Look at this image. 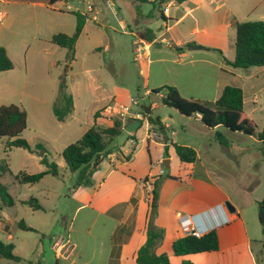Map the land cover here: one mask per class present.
<instances>
[{
	"label": "crops",
	"instance_id": "obj_1",
	"mask_svg": "<svg viewBox=\"0 0 264 264\" xmlns=\"http://www.w3.org/2000/svg\"><path fill=\"white\" fill-rule=\"evenodd\" d=\"M59 1L61 0L55 2ZM103 1L110 6L114 5L111 0H102L101 3ZM121 1L123 3H121L118 27L121 28L122 35L130 37L132 51L142 67L151 66V56L154 53L166 57L156 58L155 61L171 62L181 68L180 73H186L196 66L210 67L218 71L215 76H208L213 79V89L208 98L194 94L185 96L177 84L167 86L165 82H155L153 90L160 89L159 87H173L185 99L213 104L225 86H234L243 92L244 112L246 108H249L251 112L256 110L261 90L257 89V85L251 80L257 76V72H252L251 68L234 69L224 63V59L229 62L234 59L233 22L246 21L255 10H258L260 15L259 21L264 22V0H164L160 9L163 12L164 8L168 7V12L162 13L163 18H161L162 27L165 30L158 35L148 24L149 15H142L140 5L135 0ZM55 2L50 1V4H47L28 1L27 4L43 7L52 14H62L58 8H55ZM0 3L6 4L8 0H0ZM75 11L78 12V10ZM94 11L93 6H87L88 14ZM80 15L84 16L85 22L75 44L73 61L77 56L82 38L93 35L95 30L92 25H89L95 17L89 19L84 12ZM49 19L55 24L52 17ZM73 32L63 33L70 36ZM54 34L48 36L47 40L49 41ZM189 46H199L201 49L189 51ZM227 47L233 49V56L229 59L224 56ZM154 48L158 50L154 52ZM138 49H143L140 57L137 56ZM106 50L108 51L107 48L104 49ZM6 53L9 57L7 50ZM53 66L56 64L53 63ZM223 79H231L230 84H222ZM110 83L117 96L95 98L90 112L92 126L107 128L112 124L111 117L116 115L114 111L121 110V107L128 108V114L123 116L125 120L122 131L127 135L126 144L117 146L116 151L101 163L99 169L93 174L92 187L79 188L70 192V198L73 200L72 209L65 218L69 222L64 223V236H56L49 244L52 258L42 259L37 253L27 259L24 256H15L21 259L20 262L26 261L28 264H135L136 252L145 242L150 212L149 192L143 182L150 177L159 176L160 166L167 160L168 169L164 168L163 179L160 180L157 213L153 220L154 225L163 230L164 236L155 253L158 255L165 253L169 264H256L252 251L254 240L246 229L242 216L243 209L233 204L234 212L229 213L224 202L228 198H225L212 178L209 168L212 163H215V157L211 154L215 148L214 145L207 142L202 148H197L192 142H183L180 140L181 134L175 132L165 119L156 117L165 131L167 141L164 144L160 129L151 123L155 110L163 106L159 101L163 93L154 98L150 97L151 90H145L141 101L127 99L121 84L114 83L113 79ZM201 83L204 85L205 82ZM145 99L149 104V112L143 116L141 113L142 105H146ZM132 101L136 104L133 105ZM99 111H101L99 117L94 120V114ZM74 114L75 102L73 101V111L65 122ZM179 116L187 120L193 119L196 124L193 126L198 134L203 135L204 131L216 130L205 129L197 116L190 118ZM76 120L80 122L77 117ZM170 121L171 118H169ZM174 145L193 149L196 153L195 162L180 163L175 154ZM134 146H136L135 153L126 160V156ZM224 148L230 155L227 147ZM206 154L207 159H204ZM227 157L232 160L231 157ZM166 175L172 178H164ZM3 224L6 231L18 228V223H15L11 215L6 217ZM192 229L197 230L201 235L214 229L218 238V251L182 257L174 256L171 250L172 243L187 235ZM7 238L12 240L10 234ZM11 245L13 251H16L15 244ZM43 253L40 252L41 255Z\"/></svg>",
	"mask_w": 264,
	"mask_h": 264
},
{
	"label": "rangeland",
	"instance_id": "obj_2",
	"mask_svg": "<svg viewBox=\"0 0 264 264\" xmlns=\"http://www.w3.org/2000/svg\"><path fill=\"white\" fill-rule=\"evenodd\" d=\"M28 1L50 4L51 0H8L6 4L0 3V11L4 15L0 24V46L8 51L14 64L13 70L0 76V106L14 105L25 111L27 124L20 138L32 150L28 152L21 148H7V139H0V183L6 186L15 201L12 207H2L0 203V242L5 245L15 244L14 255L27 259L37 253L38 257L49 260L52 258L49 244L56 236H64V223L69 222L65 218L73 203L70 192L75 182V174L65 168L61 153L92 126L90 112L95 98L117 96L110 80L121 84L127 99L141 101L145 90H153L155 82H165L167 86L177 84L185 96L194 94L208 98L213 89V79L208 76L213 77L218 71L210 67L196 66L186 73H180L181 68L171 62L155 61L156 58L166 57L154 53L151 56V66L142 67L132 51L130 37L122 35L121 28L118 27L123 3L121 0H111L114 3L112 6L104 1L101 3L102 0L55 2V8L62 14H52L39 6H28ZM138 4L142 15H149L148 24L155 34L164 32L160 17L163 12L160 7L152 2ZM88 5L93 6L98 13L94 11L88 14ZM257 11L252 12L244 22L259 21L260 15ZM82 12L89 19L95 17L89 25L96 31L88 38H82L75 61H69L67 51L53 45L47 37L55 32H73L75 14ZM49 17L55 20L56 25ZM230 34L234 35L231 32ZM105 48L108 51H104ZM157 50L158 48L153 49L154 52ZM224 56L227 59L232 58V47H227ZM251 69L252 72H257L251 82L261 90L256 110L251 112L246 108L245 111L256 125L255 136L233 134L222 128H216L213 132L204 131L203 135L198 134L193 126L196 125L193 119L181 118L177 112L163 106L155 110L151 118L165 119L175 132L181 134L180 140L183 142H192L197 148H202L207 142L214 145L211 154L215 157V163L209 168L212 178L225 198H228L224 202L243 209L246 229L254 240L252 251L255 262L264 264V238L258 218V204L264 198V144L257 140V134L264 129V67ZM230 80L223 79L222 84L229 85ZM202 81L205 82L204 85ZM61 83L67 86L68 93L75 102L74 116L63 124L58 123L52 114V106ZM203 104L212 108L210 103ZM76 117L80 122H77ZM113 117L119 116H112L111 119ZM121 119L125 120L122 117ZM216 132L225 137L227 149L232 156L226 148L219 145ZM126 141L127 135L122 133L113 140L112 146H124ZM37 146L41 149L37 150ZM41 155L48 163L58 166L59 175L45 176L34 185L19 184L15 179L17 176L45 170ZM204 159H207V154ZM23 201H35L42 210H34L29 205L22 204ZM9 215L16 224L21 221L33 231L18 228L4 230L3 223ZM8 234L12 236V240H8ZM40 252H44L43 255ZM0 264L28 262L15 263L0 258Z\"/></svg>",
	"mask_w": 264,
	"mask_h": 264
},
{
	"label": "trees",
	"instance_id": "obj_3",
	"mask_svg": "<svg viewBox=\"0 0 264 264\" xmlns=\"http://www.w3.org/2000/svg\"><path fill=\"white\" fill-rule=\"evenodd\" d=\"M57 0H51L54 3ZM183 1V0H179ZM137 3H148V0H135ZM164 0H154L152 4L160 7ZM160 13V17L163 18ZM75 29L72 35L55 34L50 38V42L67 51L69 61L74 60L75 44L79 38L84 26V16L75 14ZM235 29L234 42V59L229 62L224 59V63L234 69L248 70L250 68L264 67V22L248 21L233 22ZM219 52V51H217ZM13 63L8 57L4 47L0 46V74L13 70ZM159 97L160 103L183 117H199L200 124L207 130L222 128L233 134H242L244 136H255L256 125L245 114L243 110V92L240 88L234 86H225L218 99L211 105L212 108L200 103L196 100L185 99L180 96L178 91L173 87H163L151 90L150 97ZM142 115L145 116L149 112V104L142 105ZM73 111V99L71 94L67 92L64 83L59 86L57 99L52 106V114L55 120L62 124ZM99 116L96 112L93 116L94 120ZM26 113L17 106H0V139H7V148H21L32 152L28 143L21 139L20 136L26 128ZM111 126L100 128L92 126L89 128L79 140L66 146L61 157L65 168L72 174H75V182L71 188L75 191L79 188H89L93 186V174L99 169L101 163L108 158L116 147L112 146L113 140L120 136L123 131V120L121 117H115ZM151 123L158 129L163 126L158 120H152ZM217 142L219 145L227 147L225 137L216 132ZM257 140L264 144V129L257 134ZM41 147L37 146V150ZM136 151V146L132 148L126 160H129ZM174 151L180 163L192 164L196 160V153L193 149L174 145ZM41 163L45 166V170L36 174H21L15 179L21 185H34L45 176L57 177L59 175L58 166L54 163H48L43 156ZM164 178H172L166 175ZM162 176L150 177L146 181H150L152 190L150 192V212L146 226L145 242L136 252L135 264H169L168 256L165 253L156 254L155 250L163 240L164 232L161 228L154 225V218L157 213V199L160 180ZM0 203L2 207H12L14 200L8 193L6 186L0 183ZM34 210H42L41 206L34 202H25ZM258 218L262 228L264 238V198L258 204ZM17 227L24 231H33V229L25 226L23 222H19ZM219 249L217 233L214 229L195 238L187 234L176 239L172 245V254L176 257L186 255H195L202 253L216 252ZM0 258L12 262H20L21 259L13 254V246L5 245L0 242ZM188 264V263H185Z\"/></svg>",
	"mask_w": 264,
	"mask_h": 264
},
{
	"label": "built area",
	"instance_id": "obj_4",
	"mask_svg": "<svg viewBox=\"0 0 264 264\" xmlns=\"http://www.w3.org/2000/svg\"><path fill=\"white\" fill-rule=\"evenodd\" d=\"M168 12V7H165L164 10H163V14L167 13ZM4 20V15L3 13L0 11V24L3 22ZM141 51L140 49L137 50V56L140 57L141 56ZM132 104L135 105L136 102L132 101ZM121 110L119 111H114L116 113V115H118L119 117H122L125 115V114H128V108H124V107H121L120 108ZM138 117V116H136ZM164 174V168H163V165L160 166V169H159V176H162ZM143 184L146 186L148 192H149V197H150V192L152 190V186H151V183L150 181H146V182H143ZM191 236L195 237V238H200L202 235L195 229H192L191 231H189V233ZM60 252V250H59Z\"/></svg>",
	"mask_w": 264,
	"mask_h": 264
},
{
	"label": "water",
	"instance_id": "obj_5",
	"mask_svg": "<svg viewBox=\"0 0 264 264\" xmlns=\"http://www.w3.org/2000/svg\"><path fill=\"white\" fill-rule=\"evenodd\" d=\"M200 49H201V47H199V46H189V47H188V50H189V51H191V50H200ZM160 133H161V135L163 136V143L165 144L166 141H167V138H166V136H165V131H164L163 128L160 129ZM41 157H42V155H41ZM162 165H163V168L168 169V163H167V160H166L165 163H162ZM225 207H226V209L228 210L229 213H233V212H234V208H233L230 204L225 203Z\"/></svg>",
	"mask_w": 264,
	"mask_h": 264
}]
</instances>
